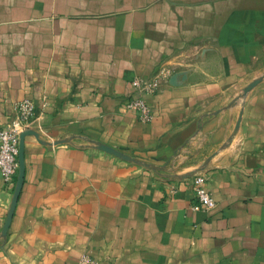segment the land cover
I'll return each instance as SVG.
<instances>
[{
  "label": "crops",
  "instance_id": "0c3cea01",
  "mask_svg": "<svg viewBox=\"0 0 264 264\" xmlns=\"http://www.w3.org/2000/svg\"><path fill=\"white\" fill-rule=\"evenodd\" d=\"M166 72L138 121L131 82ZM23 99L0 264H264V0H0V128Z\"/></svg>",
  "mask_w": 264,
  "mask_h": 264
},
{
  "label": "built area",
  "instance_id": "2783aa9c",
  "mask_svg": "<svg viewBox=\"0 0 264 264\" xmlns=\"http://www.w3.org/2000/svg\"><path fill=\"white\" fill-rule=\"evenodd\" d=\"M168 72L158 74L149 79L136 78L131 82V95L124 102V108L136 115L138 121L149 123L153 114L150 106L144 101L143 95H154L162 88ZM45 105V104H44ZM36 122L35 105L29 99H23L15 104V113L6 124L0 128V177L6 187L14 189L18 171L19 136L26 130H31ZM208 178L196 175L189 182L192 185L194 203L193 210L211 211L216 203L211 193L206 189ZM77 264H99L94 258L82 255Z\"/></svg>",
  "mask_w": 264,
  "mask_h": 264
},
{
  "label": "water",
  "instance_id": "95a60500",
  "mask_svg": "<svg viewBox=\"0 0 264 264\" xmlns=\"http://www.w3.org/2000/svg\"><path fill=\"white\" fill-rule=\"evenodd\" d=\"M256 83V82H255ZM255 83H253L252 85H250L247 89L251 88ZM28 135H34L36 136V133L32 130H26L23 133L20 134L19 136V145H18V171H17V175H16V179H15V185H14V189H13V194H12V200H11V204L8 210V213L6 215L5 218V222L2 228V236H6L9 225H10V221L14 212V208L16 205V202L18 200V196L20 194V191L22 189V185H23V180H24V171H25V167H24V139L26 136ZM101 149L110 152L114 155H119L118 152L112 150L111 148H108L106 146H100Z\"/></svg>",
  "mask_w": 264,
  "mask_h": 264
}]
</instances>
